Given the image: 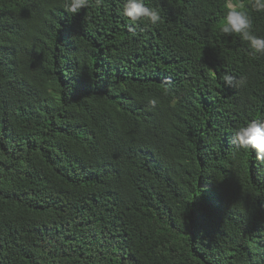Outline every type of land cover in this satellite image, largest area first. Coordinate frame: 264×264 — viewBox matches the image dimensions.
Listing matches in <instances>:
<instances>
[{
  "label": "trees",
  "instance_id": "obj_1",
  "mask_svg": "<svg viewBox=\"0 0 264 264\" xmlns=\"http://www.w3.org/2000/svg\"><path fill=\"white\" fill-rule=\"evenodd\" d=\"M123 3L0 0V264H264V162L233 143L264 56L224 0Z\"/></svg>",
  "mask_w": 264,
  "mask_h": 264
},
{
  "label": "clouds",
  "instance_id": "obj_2",
  "mask_svg": "<svg viewBox=\"0 0 264 264\" xmlns=\"http://www.w3.org/2000/svg\"><path fill=\"white\" fill-rule=\"evenodd\" d=\"M102 2L103 0H95V5L99 7ZM91 4L92 0H63V9L70 16H74L82 9L89 8ZM223 7L225 14L218 25L219 31L228 36L239 35L241 40L247 42L250 56L254 58L264 56V37L255 34L253 18L246 10L251 8L258 13L264 12V0H249L247 5L243 2L235 3L234 0H224ZM122 13L132 26H137L142 22L157 26L163 22L160 11L147 6L146 0H124ZM222 80L228 87H241L246 84L244 77L237 79L227 72ZM149 104L154 107L157 100L150 99ZM233 143L242 150L248 152L254 150L256 159L264 162V120L252 119L239 127L234 133Z\"/></svg>",
  "mask_w": 264,
  "mask_h": 264
}]
</instances>
